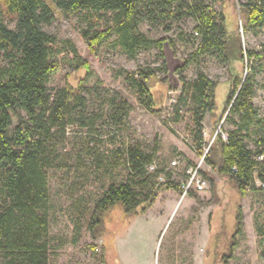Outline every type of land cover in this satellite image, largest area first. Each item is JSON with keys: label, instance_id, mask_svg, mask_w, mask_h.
Segmentation results:
<instances>
[{"label": "rangeland", "instance_id": "rangeland-1", "mask_svg": "<svg viewBox=\"0 0 264 264\" xmlns=\"http://www.w3.org/2000/svg\"><path fill=\"white\" fill-rule=\"evenodd\" d=\"M243 2L207 0L216 12V21L221 23L223 13L228 31L240 35L245 51L260 52L264 46V26L243 31L238 11V4ZM0 8L4 12L5 23L14 29L12 17L6 14L4 6L0 5ZM52 8L54 20L43 26L45 32L58 40L54 47L58 54L54 59L59 70L49 80L50 92L54 94L67 83L76 84L82 76L76 69L81 59L89 65L91 73L85 87L96 86L108 91L109 95L118 93L131 105V111L121 129H112L105 117L88 126L70 121L64 131L52 130L51 136L42 144L38 153L40 164L44 165L48 196L49 264H223L222 257L230 252L232 243L235 246L227 264H264V190H258L260 184L256 182V190L241 198L226 178L204 164L199 169V174L207 181L203 192L192 190V196L187 194L183 197L182 192L161 190L144 216L131 219L126 218L122 209L116 206L105 217L106 229L102 237L92 240L88 231L91 210L104 188L125 178L118 151L126 144H137L146 152L155 151L154 166L168 175L167 181L182 190L188 173L194 171L202 159L196 153L192 121L194 105L181 90L169 86L164 79L168 70L157 49L140 50L136 57L131 58L116 46L114 35L94 51L87 46L82 34L90 26L102 31L110 19L109 15L64 14ZM138 10L140 32L151 39H164L172 45L170 65L189 59L200 38L195 34L194 19L182 16L184 9L174 5V18L168 19L152 18L149 16L152 12L143 5ZM66 45L75 49L76 57ZM139 68L155 72L158 82L153 95L154 109H159L157 112L142 106L124 79L125 71ZM249 68L256 72V94L252 102L258 117L264 119V72L257 63L244 62L243 65L228 67L220 54L211 53L199 57L181 73L173 71L171 74L190 82L201 70L218 82L215 89L216 115L207 113L202 122V136L209 145L219 130L224 136L233 130V126L224 119L219 121L232 84L229 79L230 76L245 75L246 71L249 73ZM83 96L88 99L86 116L90 113L105 115L107 106L103 99L90 96L86 91H83ZM21 115L27 118L24 113ZM13 123L15 126L17 120L14 119ZM258 130L264 135V121ZM255 139V135L247 139L250 149H255ZM176 159L180 164L173 169L171 162ZM163 181L164 176L159 179L160 183ZM173 199L177 200V205L172 212L169 201ZM239 208L243 226L236 234L235 217ZM90 247H95L94 252Z\"/></svg>", "mask_w": 264, "mask_h": 264}, {"label": "trees", "instance_id": "trees-1", "mask_svg": "<svg viewBox=\"0 0 264 264\" xmlns=\"http://www.w3.org/2000/svg\"><path fill=\"white\" fill-rule=\"evenodd\" d=\"M48 2L0 0L6 14L14 21V29L8 27L0 8V264H49L48 196L44 165L40 164L42 161L38 152L52 130L64 131L70 121L80 122L83 126L94 125L104 117L112 129L118 130L125 126L131 111V105L118 93L109 95L108 91L99 87H85L91 73L89 65L81 59L76 69L82 76L76 84L67 83L54 94L50 92L49 80L59 70V64L54 59L58 54L54 50L58 40L45 32L43 26L54 20L52 6L64 14L83 12L92 17L110 16L102 31L90 26L82 34L92 51L102 47L112 35L116 46L131 58L136 57L140 50L157 49L168 70L164 79L169 86L181 90L194 105L192 121L196 153L203 158V164L226 178L241 198L249 191L256 190V182L260 184L258 190H264V135L259 134L258 130L264 119L258 117L252 102L256 94L255 70L249 68L250 72L246 71L245 75L230 76L232 84L219 121L224 119L233 126V130L225 133V139L216 133L211 145L203 139L202 122L205 114L216 115L215 89L218 82L208 78L201 70L190 82L171 76L173 71L181 73L199 57L211 53L220 54L228 67L243 65L244 62L257 63L264 72V46L260 52L245 51L240 35L228 31L223 13L221 23L216 21V12L207 0ZM140 5L149 8V12H152L149 16L154 19L174 18V5L184 9L182 16L194 19L195 34L200 41L189 59L169 64L172 45L164 39H151L139 30ZM238 7L244 32L264 26V0H244ZM153 10L158 13L154 14ZM66 48L77 56L71 45H66ZM124 79L142 106L152 112L159 111L154 109L153 90L158 81L153 70L139 68L125 71ZM83 91L103 99V104L107 106V110H103L105 115H85L88 114V99L83 96ZM14 119L17 120L15 126ZM252 135L256 136L254 150L247 145V139ZM118 152L126 175L123 181L104 188L94 202L88 223L92 240L102 237L106 229L105 217L116 206L122 209L126 218H137L151 209L159 191L182 192L178 185L167 181L168 175L163 170L154 166L155 151L146 152L132 143L126 144ZM203 175L207 178V174ZM162 176L164 181L160 183ZM188 194L192 196L191 191ZM242 226L239 208L235 217L236 234L241 232ZM234 246L232 243L230 252L222 257L223 264H227ZM90 248L92 251L95 249Z\"/></svg>", "mask_w": 264, "mask_h": 264}, {"label": "built area", "instance_id": "built-area-1", "mask_svg": "<svg viewBox=\"0 0 264 264\" xmlns=\"http://www.w3.org/2000/svg\"><path fill=\"white\" fill-rule=\"evenodd\" d=\"M219 133L225 139V136L219 130ZM180 161L178 159L171 162V168L175 169L179 166ZM203 164V158L201 159L200 165L194 170L188 173L185 183L181 186L183 197L186 196L190 191L203 192L207 188V181L199 174V169Z\"/></svg>", "mask_w": 264, "mask_h": 264}, {"label": "crops", "instance_id": "crops-1", "mask_svg": "<svg viewBox=\"0 0 264 264\" xmlns=\"http://www.w3.org/2000/svg\"><path fill=\"white\" fill-rule=\"evenodd\" d=\"M169 202L172 204V205H171V208H172V212H173V210L176 208L177 200H176V199H173V200H171V201H169ZM146 213H147V212H146ZM146 213H145V214H146ZM145 214H144V215H145ZM144 215H143V216H144ZM141 217H142V216H141ZM167 222H168V221H166V224H167Z\"/></svg>", "mask_w": 264, "mask_h": 264}]
</instances>
